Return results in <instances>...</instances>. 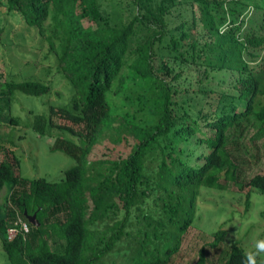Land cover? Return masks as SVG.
<instances>
[{
	"label": "trees",
	"instance_id": "16d2710c",
	"mask_svg": "<svg viewBox=\"0 0 264 264\" xmlns=\"http://www.w3.org/2000/svg\"><path fill=\"white\" fill-rule=\"evenodd\" d=\"M179 5L190 17L175 22ZM2 8L49 44L44 59L75 93L72 105L33 122L40 135L57 131L53 149L76 162L61 181L22 177L0 142L8 264H172L201 189L241 179L235 137L253 130L255 141L264 138V0H0ZM156 58L166 59L160 72ZM51 89L27 79L5 80L1 91ZM102 141L110 156L93 158ZM247 185L264 193V174ZM226 235L216 232L210 246ZM247 255L234 245L225 264H248ZM196 264H206L204 248Z\"/></svg>",
	"mask_w": 264,
	"mask_h": 264
},
{
	"label": "rangeland",
	"instance_id": "374dc122",
	"mask_svg": "<svg viewBox=\"0 0 264 264\" xmlns=\"http://www.w3.org/2000/svg\"><path fill=\"white\" fill-rule=\"evenodd\" d=\"M184 9L183 5H179L173 11L175 22L190 17L189 11ZM48 50L49 44L46 41L42 43L37 31L29 28L20 15H8L5 8L0 9V142L7 144L13 151L12 156L19 160L22 177L59 182L76 162L65 153L53 149L54 138L59 136L57 131L53 130L51 135H40L33 129V122L37 115H49L52 106L72 105L75 93L67 79L44 59ZM165 60H154L158 72ZM196 78L198 80V77H192L193 83H196ZM27 79L50 85L51 92L35 97L19 92L9 96L1 91L5 80ZM175 87L178 88V85ZM213 101L214 98H211L209 103L213 105ZM10 117L20 118L19 128L11 129ZM64 125L71 126L70 123ZM74 129L78 130L79 127L74 126ZM254 135L255 131L250 130L241 138L234 139L242 145L245 160L239 183L229 182L225 189H201L194 206V224L183 237L172 264H196L202 248L205 250L206 264H225L232 246L237 244L264 262V252L258 253L256 248L258 242L264 241V193L247 185L257 174H264V138L255 141ZM73 138L78 142L77 137ZM109 152L110 149L102 141L94 149L92 157L110 156ZM4 157L3 150H0V162ZM256 157L259 158L256 160ZM9 193L7 186L0 192L2 212ZM248 193H251L249 206ZM18 223L27 224L21 218ZM222 229L227 233L225 240L219 246L211 247L213 235ZM16 232L14 229L10 233ZM0 264H8L1 240Z\"/></svg>",
	"mask_w": 264,
	"mask_h": 264
},
{
	"label": "clouds",
	"instance_id": "9594fccd",
	"mask_svg": "<svg viewBox=\"0 0 264 264\" xmlns=\"http://www.w3.org/2000/svg\"><path fill=\"white\" fill-rule=\"evenodd\" d=\"M257 252H264V241L258 242L256 245ZM248 264H255V254L249 253L247 255Z\"/></svg>",
	"mask_w": 264,
	"mask_h": 264
},
{
	"label": "built area",
	"instance_id": "2783aa9c",
	"mask_svg": "<svg viewBox=\"0 0 264 264\" xmlns=\"http://www.w3.org/2000/svg\"><path fill=\"white\" fill-rule=\"evenodd\" d=\"M22 230L24 231V234L29 233V227H28V225L27 224L22 225ZM11 231L14 232V228L9 229V231H8L9 237L12 239L16 235L17 232L11 234L10 233Z\"/></svg>",
	"mask_w": 264,
	"mask_h": 264
},
{
	"label": "water",
	"instance_id": "95a60500",
	"mask_svg": "<svg viewBox=\"0 0 264 264\" xmlns=\"http://www.w3.org/2000/svg\"><path fill=\"white\" fill-rule=\"evenodd\" d=\"M28 220H29L30 223H32V224H36L37 226H39V222L37 221V217H36V215L29 216V217H28Z\"/></svg>",
	"mask_w": 264,
	"mask_h": 264
}]
</instances>
